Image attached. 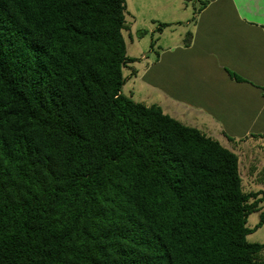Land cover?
<instances>
[{
  "label": "trees",
  "instance_id": "trees-1",
  "mask_svg": "<svg viewBox=\"0 0 264 264\" xmlns=\"http://www.w3.org/2000/svg\"><path fill=\"white\" fill-rule=\"evenodd\" d=\"M127 30L126 0H0V264H264V192L122 92Z\"/></svg>",
  "mask_w": 264,
  "mask_h": 264
},
{
  "label": "crops",
  "instance_id": "crops-1",
  "mask_svg": "<svg viewBox=\"0 0 264 264\" xmlns=\"http://www.w3.org/2000/svg\"><path fill=\"white\" fill-rule=\"evenodd\" d=\"M192 2V33L146 64L140 102L234 151L249 190L264 192V0Z\"/></svg>",
  "mask_w": 264,
  "mask_h": 264
},
{
  "label": "rangeland",
  "instance_id": "rangeland-1",
  "mask_svg": "<svg viewBox=\"0 0 264 264\" xmlns=\"http://www.w3.org/2000/svg\"><path fill=\"white\" fill-rule=\"evenodd\" d=\"M196 8L192 0H126L128 61L124 69L127 79L122 88L125 95H132L135 102L142 100L141 95L146 96L147 87L141 83L143 69L163 46L188 39L193 31L194 23L191 22ZM148 96L152 95L148 93ZM147 104L153 103L147 101ZM261 176L264 177V172ZM242 177L246 181L245 188L250 189L245 170ZM260 222V212L249 215L247 227L253 230L248 235L250 242L264 244V222L256 228Z\"/></svg>",
  "mask_w": 264,
  "mask_h": 264
}]
</instances>
